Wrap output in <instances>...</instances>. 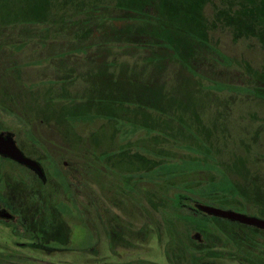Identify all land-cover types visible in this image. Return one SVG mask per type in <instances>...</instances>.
Here are the masks:
<instances>
[{
	"label": "rangeland",
	"instance_id": "obj_1",
	"mask_svg": "<svg viewBox=\"0 0 264 264\" xmlns=\"http://www.w3.org/2000/svg\"><path fill=\"white\" fill-rule=\"evenodd\" d=\"M97 1L85 36L17 25L0 48V130L48 172L39 186L0 157L17 219H0V264H166L155 208L177 192L264 219V0H146L141 22ZM229 11L244 33L215 20Z\"/></svg>",
	"mask_w": 264,
	"mask_h": 264
},
{
	"label": "trees",
	"instance_id": "obj_2",
	"mask_svg": "<svg viewBox=\"0 0 264 264\" xmlns=\"http://www.w3.org/2000/svg\"><path fill=\"white\" fill-rule=\"evenodd\" d=\"M112 1L115 5L113 7L134 11V13L138 14V21L141 22L145 19L146 0H140L134 4L131 3V0ZM127 2L132 5L127 4ZM98 3L97 0H0V48H3L5 44L13 46L18 43V41L14 40L15 38L13 39V37L18 36V34L13 33V29L17 25L41 23L47 26L52 24L58 28L63 25L68 26L81 22L82 26L78 29L81 32H76L81 37L85 36L93 23L94 8L100 7L101 10L102 6ZM109 4L108 0H106L101 5L109 7ZM126 5L130 6L126 7ZM104 10L103 8L102 13H104ZM199 15H202L201 10L196 16L199 17ZM150 16L148 14V19ZM217 18L220 19H215L216 21L228 22V26L236 34H242L244 30H247L242 18L234 16L230 11L224 15L217 16ZM104 19H107L106 16L103 17ZM49 30L48 26L42 27L41 31L46 33L45 36L56 33V29L53 32ZM164 30L169 33L171 29L164 28ZM151 33L154 36L158 35L154 31H151ZM37 35L35 34L34 36ZM150 172L145 174L149 177L145 180L146 190L150 191L155 197H163L151 186L154 183V179L160 177L152 178L150 177ZM120 176L123 177L122 175ZM124 178L126 177L124 176ZM147 181L151 185L147 184ZM127 186L129 185L122 184L121 188H126ZM205 192H207L205 195H207L206 199H208L211 198L210 196H217L215 194H217L218 190L212 192L205 190ZM217 198L222 199L224 205L235 207L237 205V207H240L238 204H228L224 197L217 196ZM166 199L168 202L164 206L155 208L158 214L155 226V229H157L156 235L160 237L161 234H164L167 237V245L164 249L166 264H211L214 261L264 264V230L202 213L194 205L205 199L193 198L190 192L187 191L174 193L172 197ZM191 202L193 205H190ZM191 230L200 231L201 242H192ZM135 263L157 264L151 261Z\"/></svg>",
	"mask_w": 264,
	"mask_h": 264
},
{
	"label": "water",
	"instance_id": "obj_3",
	"mask_svg": "<svg viewBox=\"0 0 264 264\" xmlns=\"http://www.w3.org/2000/svg\"><path fill=\"white\" fill-rule=\"evenodd\" d=\"M0 155L7 157L21 165L27 166L30 169L41 174V168L38 163L26 156L17 147L12 135L0 134ZM195 208L204 214L209 216L219 217L230 221L239 222L245 225L254 226L256 228L264 230V219L256 216H248L232 210H226L210 205L197 203ZM197 237V235H195Z\"/></svg>",
	"mask_w": 264,
	"mask_h": 264
},
{
	"label": "flooded vegetation",
	"instance_id": "obj_4",
	"mask_svg": "<svg viewBox=\"0 0 264 264\" xmlns=\"http://www.w3.org/2000/svg\"><path fill=\"white\" fill-rule=\"evenodd\" d=\"M23 121H24V120H23ZM25 122H27V123H25ZM24 123H25V124H29L28 121H24ZM39 123H40V124H43V122L40 121V120H39ZM28 132H29V131L27 130V134H29ZM0 134H1V135H7V134L12 135V137H13V139H14L16 145H17V147L20 149V151L23 153V155L26 156V157H28V158H30V159H32V160H34V161H36V162L38 163V165H39L40 168H41V174L39 175L36 171L30 169L29 167L24 166V165H21V164L15 162V161H13V160L7 158V157H4V156H2V155H0V157H1V158H2V157H3V158H7V159L11 160V162H14V163H16V164H18V165H20V166H22V167L28 169V170L32 173L33 177L37 180V183H39V184H38L39 186H42V184H45L46 181H47V173H48V172H46V170H45V168L42 166L40 160H38V158L32 156L31 154L26 153V152L22 149L21 145L17 142V140L15 139L14 134H13L12 132H10V131H5V130H0ZM34 138H35V137H34ZM35 139L37 140V138H35ZM102 154H103L102 160H104V159L107 157V154H106V153H102ZM108 156H109V154H108ZM63 163L66 164V162H63ZM0 168H1V167H0ZM14 183H15V182H14ZM4 185H5V180H4L3 176L1 175V170H0V219H1V220H4V221L7 222L8 224H12V225H14L13 222L17 220V219H16V216H15L14 212L12 211V209L8 206V205H9L8 202H4L3 199H2L3 196H2L1 188L4 187ZM20 185H23V182H20ZM132 188H133V187H132ZM132 188H131V190H132ZM123 189H126V188H123ZM127 191H130V189H127ZM103 199H104V200H108V199H106L105 197H103ZM104 200H103V204L105 203ZM103 204H102V206H103ZM104 210H105V209H103V212H102V214H101V218H102L103 224L105 225V222H107V221L113 219V215H109V214H107L106 211H104ZM107 215H108V217H107ZM102 230H104V229H102ZM107 230H108V229H106L105 233L107 232ZM108 236H109V235H108ZM246 264H249V263H246Z\"/></svg>",
	"mask_w": 264,
	"mask_h": 264
}]
</instances>
